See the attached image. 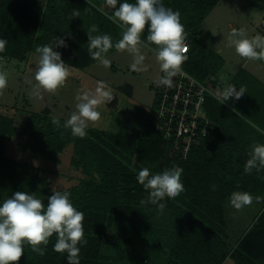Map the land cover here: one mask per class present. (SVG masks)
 <instances>
[{"label": "trees", "instance_id": "trees-1", "mask_svg": "<svg viewBox=\"0 0 264 264\" xmlns=\"http://www.w3.org/2000/svg\"><path fill=\"white\" fill-rule=\"evenodd\" d=\"M127 2L134 3L135 0ZM162 2L165 7L179 11L181 23L188 33L186 40L191 45L185 69L202 81L210 75L217 76L225 62L219 51L203 42L201 36L204 30L201 27L205 16L220 0ZM251 4L264 9V0H251ZM74 10L79 11V17H73ZM103 16L99 8L85 0H46L44 3L42 0H0V39L8 41L0 58H26L37 43L41 44L44 39V42H48L46 38L49 36L51 39L60 37L66 47H58L57 51L69 60L73 68L81 70L97 61L88 52L87 30L95 24L98 31L93 35H113L106 30ZM142 35L147 39V28ZM69 54L72 57L67 56ZM246 73L245 69H241L230 83L235 87L241 86V78ZM225 109L216 98H208L207 113L213 122L212 132L209 136L195 138L186 155L184 144L177 149L172 140L165 139L160 131L156 132V126L152 124L153 115L151 124L143 131L126 127L130 139L122 144L119 143L122 135L120 138L105 130L89 127L86 137L73 136L71 129L63 126L65 121L59 119L60 127L57 128L52 124L53 118L44 115H37L28 123L25 132L27 149L55 159L59 152L73 144L76 154L84 161L85 169H92L93 176L97 175L96 181L83 182L69 193L74 207L82 211L85 217L83 226L87 244L79 246L80 264H199L208 261L214 246L227 248V243L222 239L216 244L218 235L215 231L219 233L224 223L222 202L238 191L239 181L241 191L264 197V170L245 173L244 166L250 158L246 131L241 130L243 133L239 138L232 136L230 129L233 126L227 124ZM258 114L264 117V111ZM218 143L231 148V158L236 166L224 171L221 186L213 193L209 191L214 178L209 165L213 156L209 157L208 153L211 150L216 154L215 151H219ZM170 151L174 158L169 156ZM135 160L145 165L152 174L161 173L173 165L183 168L181 179L184 192L190 197L189 202L179 199L175 207L167 197L160 201L166 204L164 211L169 212V207H172L171 214L176 213L172 232L170 225L156 219L159 213L157 205L135 206L137 204L132 203L149 194L136 179L143 168L136 167ZM17 165L0 151V206L15 192L24 191L21 188L23 184H28L26 175L15 169ZM205 196L213 197V201H207ZM181 202L187 207L181 206ZM260 203L256 227L249 233L252 238L247 235L240 244L251 253L250 256L264 261V202ZM56 238V234H53L47 246L41 245L45 250L43 257L25 244L24 255L18 264H67V254L53 250ZM240 252L234 251L235 255Z\"/></svg>", "mask_w": 264, "mask_h": 264}, {"label": "rangeland", "instance_id": "rangeland-1", "mask_svg": "<svg viewBox=\"0 0 264 264\" xmlns=\"http://www.w3.org/2000/svg\"><path fill=\"white\" fill-rule=\"evenodd\" d=\"M85 1L96 9L99 8L105 16H103L105 20L103 23L106 30L113 34L111 36L113 44L119 41L122 38L123 30L118 23H113L108 19L112 10L106 6L105 0ZM42 2L44 3L46 0H42ZM201 28L204 30L201 36L203 42L215 51L221 52V57L225 62L222 70L229 77V83L238 72L236 69L238 64L246 67L247 73L241 78L243 82L241 86L246 87V93L239 100L230 98L222 106L226 108L227 124L233 126L230 129L232 136L239 138L243 133L241 130L245 129L246 142L249 143L251 151L254 144H264V134L257 132L245 122L246 119H251L261 129H264V117L258 114L259 112L262 114L264 111V100L262 101L264 95L260 94V92L264 94V62L247 60L237 55L235 48L229 46L228 38L234 28L244 29L248 38L257 34L264 36V11L256 7L253 8L251 0H220L205 16ZM55 38L51 39L49 36L46 38L48 42H44L45 39L41 44L36 42V47L53 44ZM141 39L147 43V39L143 35H141ZM155 47L148 45V47L142 48L145 55L146 71L132 70L130 67L133 63L132 54L127 51L118 52L114 47L105 57L110 61L108 67L95 61L81 70L76 69L66 57L61 55V59L70 71V76L56 94L43 92L40 97L32 95L33 88L37 83L34 79V70L39 59V54L35 52V49L23 59L0 58V68L8 73V86L0 94V151L4 156L17 162L18 165L15 169L26 175L28 184L21 186L25 192L41 199L46 207L54 187L56 190L67 191L71 194L83 182L96 181L97 175L93 176L94 170L85 169L84 161L76 154L73 144H69L53 159L49 155L45 156L27 149L25 132H27L28 123H31L37 115L66 121L75 110L77 103L75 97L81 90L94 91L98 81L106 82L113 90L114 97L110 102L102 103L97 107L101 118L96 122H90L89 128L105 130L118 137L122 135L123 137H120L121 141H119L122 144L129 138L130 132L126 127L143 131L151 124L152 115V124H154L155 91L158 79L162 76L159 62L155 58ZM53 50L57 51L58 47H54ZM67 56L72 57L70 54ZM204 80L214 93L223 88L218 75H210ZM241 86L236 87L237 91ZM237 112L240 115H237ZM179 148L177 147V149ZM218 150V152L215 151L216 154L211 150V154L208 153L209 157L213 156L209 164L210 170L214 174L209 191L213 193L219 190L224 171L236 166L231 158L233 151L229 146L218 143ZM169 156L174 158L175 155L170 151ZM135 165L136 167H146L137 160H135ZM211 187H213L212 190ZM241 189L239 181L238 191ZM148 196L149 194L141 199L133 200L132 203L137 204L135 206L138 204L140 206L147 205L149 204ZM230 196H227L222 202L224 223L221 224L219 233L215 231L218 235L216 244H219L222 239L227 243V248L222 249L220 245L219 248L218 245L214 246L215 249L211 250L210 256L207 258L208 261L199 264H264L262 259L250 256L251 253L245 251L240 244L256 227V218L261 203L254 201L251 206L238 211L230 204ZM179 199L187 203L190 197L182 192L175 199H170L172 206L176 207L179 204ZM205 199L213 201L211 196H205ZM142 200L145 201L144 204L140 203ZM182 205L187 207L181 202ZM168 211H163V214L157 213L156 219L158 222L162 221L164 225H170L169 230L172 232L176 213L174 211V216L171 214L172 207H169ZM223 229L224 233H222ZM250 237L252 238L251 235ZM236 250L241 251L239 255H235L234 251ZM242 254L243 257H240Z\"/></svg>", "mask_w": 264, "mask_h": 264}, {"label": "clouds", "instance_id": "clouds-1", "mask_svg": "<svg viewBox=\"0 0 264 264\" xmlns=\"http://www.w3.org/2000/svg\"><path fill=\"white\" fill-rule=\"evenodd\" d=\"M106 6L113 10L108 19L119 24L123 30L122 38L113 44L112 37L108 34L93 35L98 31L97 25L93 24L87 30L90 57L108 67L110 61L105 57L114 47L118 52L127 51L132 54V70L146 71L142 48L154 45L155 58L163 73L158 79V86L171 88L173 77L182 73V65L188 60V48L185 45L188 33L181 23L179 11L165 7L162 0H135L134 3L127 0L123 3L119 0H106ZM74 16L79 17L78 10L73 11ZM146 28L147 43L141 39ZM7 43L6 39H0V53L6 50ZM228 44L235 48L240 57L264 62V36L257 34L248 38L244 29L234 28L229 35ZM54 47H66V44L62 38L56 37L53 44L35 48L39 59L34 70L37 83L33 88V96L40 97L43 92L56 94L70 76L61 54L54 51ZM217 75L223 85L222 90L218 89L215 93V98L220 104L230 98L239 100L244 96L246 87L241 86L237 91V88L229 83V77L223 70ZM7 86L8 73L0 68V94ZM113 97V90L103 81L97 82L94 91L81 90L75 97V110L63 126L71 129L73 136L86 137L89 123L101 118L97 107L110 102ZM237 115L240 113L237 112ZM245 122L264 134V129L251 119H246ZM52 124L59 128L60 120L53 118ZM248 155L250 158L244 166L245 173L264 170V144H254ZM182 173L183 168L176 165L157 174H152L147 167L138 172V183L149 193L147 202L157 205L159 214H163L166 207V204L160 201L165 197L175 199L185 191ZM254 201L264 202V197L253 196L247 191H234L230 196V204L238 211L251 206ZM140 203L144 204L145 201ZM84 218V213L74 207L67 191H59L54 187L46 207L42 200L34 195L25 191L15 192L0 206V264H18L24 255L25 244L30 245L33 252L43 257L45 250L41 245L47 246L53 234L57 237L53 250L66 253L67 264H80L79 246L87 244L84 238Z\"/></svg>", "mask_w": 264, "mask_h": 264}, {"label": "built area", "instance_id": "built-area-1", "mask_svg": "<svg viewBox=\"0 0 264 264\" xmlns=\"http://www.w3.org/2000/svg\"><path fill=\"white\" fill-rule=\"evenodd\" d=\"M185 45L189 52L190 41L185 40ZM184 65L185 62L182 73L173 77L171 88L157 85L154 124L165 139L172 140L177 147L184 144L186 155L195 138L209 136L212 132L207 101L210 96L215 98V93L208 83L190 74Z\"/></svg>", "mask_w": 264, "mask_h": 264}, {"label": "crops", "instance_id": "crops-1", "mask_svg": "<svg viewBox=\"0 0 264 264\" xmlns=\"http://www.w3.org/2000/svg\"><path fill=\"white\" fill-rule=\"evenodd\" d=\"M252 5V4H251ZM253 7V6H252ZM254 8V7H253ZM257 9H259V10H263L264 11V9H261V8H259V7H256ZM219 53L221 54V52L219 51ZM248 60V59H247ZM246 61V60H245ZM246 67H243L241 64L239 65H237V67H236V69H237V71H240L241 69L243 70V69H245ZM246 70V69H245Z\"/></svg>", "mask_w": 264, "mask_h": 264}]
</instances>
